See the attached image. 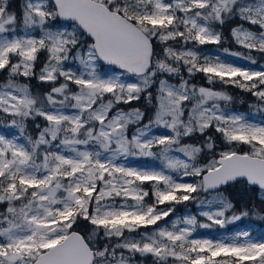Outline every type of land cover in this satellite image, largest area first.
Here are the masks:
<instances>
[{"label":"snow or ice","instance_id":"6c2138e0","mask_svg":"<svg viewBox=\"0 0 264 264\" xmlns=\"http://www.w3.org/2000/svg\"><path fill=\"white\" fill-rule=\"evenodd\" d=\"M229 37L246 51L224 53L258 63L264 0H22L19 12L0 0V121L18 130L0 134V264H264L247 230L213 241L190 238L195 216L158 223L187 201L211 224L239 221L250 211L225 195L235 185L264 205V122L189 79L232 85L264 112V66L196 49ZM130 156L161 167L120 163Z\"/></svg>","mask_w":264,"mask_h":264},{"label":"trees","instance_id":"16d2710c","mask_svg":"<svg viewBox=\"0 0 264 264\" xmlns=\"http://www.w3.org/2000/svg\"><path fill=\"white\" fill-rule=\"evenodd\" d=\"M13 8L19 12V5L22 3V0H11ZM224 34L226 37L229 36V29L227 27L224 28ZM188 47H193V45L189 44ZM223 48H228L230 52H245L246 50L242 49L239 45H237L235 42L229 39L222 43L221 45H204V46H196V49L198 51H202L203 53L209 52V51H221L223 52ZM224 53V52H223ZM226 54V53H224ZM252 55L257 59L258 63L255 65L259 64H264V54H259L256 52H252ZM244 62H248L247 60H244ZM251 64V63H250ZM253 65V64H252ZM106 68L108 66H105ZM186 76L187 74L184 73ZM189 79L192 80V82L196 83L197 85L201 86H206V87H212L215 90H223L227 92L229 95L233 97V100L229 102L227 105V108L229 110H234L243 114L249 113V115H258L262 119H264V112H259L255 110L254 108H251L250 105H254L256 103V98L251 96L247 92H243L242 90L235 88L232 85H223L217 82L214 85H209L205 79V76L203 73H197L195 77H189ZM173 82H176L175 80ZM33 87L40 91V90H46L47 86L46 85H38L37 81L33 80L32 82ZM143 101L139 102V104H136L134 102V106L138 107H143ZM220 104L225 107V104L223 101L220 102ZM151 115V113H149ZM30 131L34 133V125H30L29 128ZM158 133L161 131L159 129H155ZM166 130L162 129V133H165ZM185 142L190 143L191 141L186 140ZM219 151V149H217ZM150 182H146L145 184V189L151 192V184ZM225 195H227L233 202L234 207L237 212L241 211L244 208H247L250 211V215L247 216L250 221L253 222V224L258 226V230L264 231V219H261V216H264V212H261V207L264 206L262 205L261 202V197L258 195L256 192H249L247 188L244 185H235L234 187H229L227 191L225 192ZM145 201L149 204H151L154 201L153 196L151 194L148 197H145ZM197 202L194 201H187L183 202L181 204L175 205L174 208V215H179L181 214L184 210L190 209L192 212L197 214ZM163 205H159V207H162ZM4 206H0V210H3ZM254 209V211H253ZM231 212V211H229ZM227 212V213H229ZM258 213V214H257ZM200 218V215L198 214L197 219ZM83 223L81 224V228H83ZM154 226H149L148 229L141 228L138 230L137 233L130 234L134 236L136 239H139V232H144V231H151ZM126 235H129L126 233ZM136 261L137 264H153V258L151 256L147 257H141L139 254L136 255ZM169 264H171V258L169 261Z\"/></svg>","mask_w":264,"mask_h":264},{"label":"rangeland","instance_id":"374dc122","mask_svg":"<svg viewBox=\"0 0 264 264\" xmlns=\"http://www.w3.org/2000/svg\"><path fill=\"white\" fill-rule=\"evenodd\" d=\"M205 55H211L213 57H219L222 61L228 62V63H234L238 66H244V67H249V68H254L256 70H260L264 64H259V65H252L248 62H244V59L229 55V54H224L221 51H209L205 52ZM221 107L223 105L221 104ZM229 110V109H228ZM231 111V110H230ZM253 122L256 123H261L264 122V119L259 117L258 115H249V113L246 114ZM161 131L158 133L155 129H153L154 134H162V128H159ZM0 134L5 135L8 138H12L13 136L18 135V130L12 127H9L8 121L3 120L0 121ZM174 155H180L181 158H184L182 154L179 153H174ZM120 163H123L124 165L128 167H135V168H156L159 169L161 167V164L158 159L155 157H127V158H122ZM183 182H192L193 178L191 177H181L180 178ZM149 184H152L150 182ZM163 187V185H161ZM146 190V189H145ZM259 195V194H258ZM260 196V195H259ZM154 198V197H153ZM166 205H163L160 207L161 209L165 208ZM202 210H207L202 208L200 205H197V214L192 212L190 209L184 210L181 214L179 215H170V217L165 218L167 221V224H165V221H160L158 222L161 227H169L171 226V221L176 220L177 217L183 218L184 216H195L196 218L198 217V214L200 215V212ZM227 216H231L232 212L226 213ZM198 223L195 226H192V235L191 239H209V240H225L227 238H231L234 236L238 231L241 230H247L250 233V236L254 240H261L264 239V231L258 230V226L253 224L250 219L247 217H243L239 221H234L232 223H226L224 227H221L219 225L211 224L210 221H208L205 217L200 215V218L197 219ZM201 223L205 224H210V227H200L199 225ZM181 227H184L185 225H180Z\"/></svg>","mask_w":264,"mask_h":264},{"label":"water","instance_id":"95a60500","mask_svg":"<svg viewBox=\"0 0 264 264\" xmlns=\"http://www.w3.org/2000/svg\"><path fill=\"white\" fill-rule=\"evenodd\" d=\"M105 66H107V65H105Z\"/></svg>","mask_w":264,"mask_h":264}]
</instances>
